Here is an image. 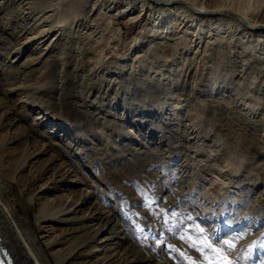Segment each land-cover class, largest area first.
Listing matches in <instances>:
<instances>
[{"label": "rangeland", "instance_id": "obj_1", "mask_svg": "<svg viewBox=\"0 0 264 264\" xmlns=\"http://www.w3.org/2000/svg\"><path fill=\"white\" fill-rule=\"evenodd\" d=\"M21 2L0 0V117L8 112L18 119L13 127L0 128L5 171L15 175L12 180L0 171V190L31 235L46 248L47 229L58 238L68 228L55 222L41 228L35 217L65 188L63 193L92 195L87 209L100 199L101 212L112 221L93 253L75 263L264 264V44L259 33L245 39L243 53L205 21L196 27L201 37L196 43L184 32L157 40L156 59H143L158 64L141 71L137 55L148 48L132 51L133 37L146 36L155 14L146 8L132 21L124 10L140 11L141 0H113L102 3L101 12L116 15L117 30L95 14L87 17L88 26L69 21L62 60L45 58L27 68L38 50L26 54L21 62L26 67L9 64L12 52L31 36L28 28L38 26L35 18L25 19ZM153 9L168 11L158 4ZM96 32L108 42L103 51L84 43L98 37ZM188 32L195 34L192 28ZM185 41L190 52L183 51ZM166 61L172 64L158 66ZM25 133L29 142L20 137ZM36 143L50 150L33 162L28 147ZM51 157L49 168L67 164V181L79 182L60 183L58 177L43 191L53 170L41 171ZM75 235L58 238L55 250H67Z\"/></svg>", "mask_w": 264, "mask_h": 264}, {"label": "bare ground", "instance_id": "obj_2", "mask_svg": "<svg viewBox=\"0 0 264 264\" xmlns=\"http://www.w3.org/2000/svg\"><path fill=\"white\" fill-rule=\"evenodd\" d=\"M245 1L246 2L242 5H234L227 1L221 0H207V2L197 0H141L142 4L141 9H139L140 11L132 12L131 10L129 11L125 9L124 14L126 13L127 18L131 19L132 21L143 17V11L146 8V11H151L149 14H151L152 12H154L155 14L154 22L148 29V33L146 34V36L139 39L136 36L133 37L134 44L131 48L132 51H134L135 49L141 50L142 47L148 48L144 49V51L142 50V53L140 51L141 54L137 55L141 59L140 61H142V65L138 66L139 70L142 71V69H147L148 67L152 68L154 64L157 63V61H151L150 63H148L143 59L145 57L156 59L154 53L160 50V48L157 47V40H171L173 36L179 35L181 32H184L186 34L189 33L188 35H192V38L194 39H192L191 42L196 43L201 38L198 37L200 31H198L196 27L198 26V24H202L203 22V24L209 23V27L212 30L222 31V33H224V35L228 38L231 43L234 42L233 44H236L238 47H240V50H242L243 53L244 50H248L247 46H245V39L252 36L254 33H259L261 41L264 44V0ZM109 2L110 4H112L113 0H22V2L20 3V7L23 16L26 20H33V18H35V21L38 26L34 30L28 28V31L32 30L30 33L31 36H29V38L23 43V45L16 48L12 52L14 54V57L12 58V61L9 62V64L16 63L17 65L15 66H25L21 62L27 60L29 55L27 56L26 54L29 53V51L31 50L32 52L35 51V49L38 50V55L36 54L37 57L33 58L32 63L30 62L31 65L24 63L26 64L27 68L36 63H42L43 59L45 58L56 62H59L58 60L61 61L63 58H61V56L64 55V48L61 47L63 46V40H65V43H68V37L71 34L67 32V23L69 21L75 23L76 25L74 26H77L78 24L87 25V17L93 18L95 14L100 15V22H102L101 19L104 22L106 20L108 25L111 24V29L117 30V28L112 23V19L115 18L116 15L109 14L105 11L101 12L102 3L107 4ZM155 4L166 6L168 8L167 13H165L164 11H155L153 9V7H155ZM149 5H151L150 8ZM171 20L174 22L171 23ZM205 21H207V23ZM93 24L96 25L95 23H90V27ZM180 25L182 26L179 27ZM103 28L105 27L103 26ZM191 28L194 29L195 34H191L190 32H188V29ZM84 32L85 30H83V33ZM90 32H95V30ZM96 33L99 35L98 37L94 34V37H91L92 39L89 40L86 38L87 40L84 43L85 45L89 46V48L92 47L96 49V51L98 48L99 50L103 51V47L105 48L108 42L106 41L107 43H102L103 40L101 39V33ZM110 34L112 33L110 32ZM79 37L81 36L79 35ZM85 37H87V35H85ZM88 37H90V35ZM176 39L180 38L177 37ZM76 44H78V42H76ZM169 50L174 51L173 48H170ZM185 50H188V52H190L191 50V46L187 41H185V45L183 48V51ZM173 53L171 55H173ZM174 55L178 57V49ZM48 59L45 60L47 61ZM27 62H29V59ZM171 64L172 63L170 61H166L162 64L159 63L158 66H170ZM47 66L53 65L50 64ZM9 90L20 89H18L17 87L15 89ZM257 93L259 94V92ZM256 96H254L255 100L257 99ZM0 109H3V104H1V102ZM11 115L12 114L8 112L1 113L0 128L3 126L13 127L15 125V122L18 119H16V116ZM37 119H39V117ZM41 123L42 122H40L39 125ZM20 137H25V139L28 141L30 136L25 133L23 136ZM11 139L15 140L13 138ZM28 150H31L29 152V158H31L33 162H37L41 161L43 155H46L50 149H48V147L43 144L36 143L34 146L30 145V148L28 147ZM2 156L3 155L0 154V171L6 173V175L12 180H15L14 173L9 175L10 173L5 171L7 164L5 159L2 160ZM53 161L54 159L53 157H51L49 164L42 168L41 175H43L45 171L47 172L49 170H53L47 180L49 181V184L43 186V191L53 188L51 187V184L57 182L56 179L58 177L60 178V180L58 181L60 183L76 184L77 182H79L77 180L67 181V177L69 175V167H67V164H61L58 167H55L54 169L49 168L50 163H52ZM59 191L62 193L55 197L52 200V203L48 206L42 205L35 217L36 222L41 228L44 227L42 226L43 224L45 225V223L48 222H55L58 224L68 225V228L64 229L63 234L58 235V238H64L67 235L76 234L72 244H70L71 246L68 247L65 251H61L58 249L55 250V247L59 243V239L57 238V235H55L56 232L52 228L47 229L45 231V235H43V237L46 238L44 244L48 249L47 251L46 248L38 242L37 238L31 235V233L25 227L24 223L17 218L15 207H13L9 203V201L4 198L0 190V249L4 252H7V256L5 257L9 262H11L12 264H79L75 263L73 259L80 258L84 261L88 258V256H90L89 254L93 253L95 241L99 237L101 231L112 223L109 216L105 212H101V200L98 199L96 203L97 205L95 204L94 207H89L87 209L86 205L90 203L92 195L88 193L86 194V192L80 193L79 191L75 190L63 193V191H67V189L65 188L59 189ZM79 212H82V215L75 216L74 218H69L70 214H75ZM75 223H77V225ZM73 224H75V226H72ZM86 263L93 264L89 263V261H86L84 264ZM98 264H101V261H98Z\"/></svg>", "mask_w": 264, "mask_h": 264}, {"label": "snow or ice", "instance_id": "obj_3", "mask_svg": "<svg viewBox=\"0 0 264 264\" xmlns=\"http://www.w3.org/2000/svg\"><path fill=\"white\" fill-rule=\"evenodd\" d=\"M201 232H203V229L200 230ZM226 244H228V242H225ZM230 246V245H229ZM210 247V246H209ZM214 251H219V249H215Z\"/></svg>", "mask_w": 264, "mask_h": 264}]
</instances>
